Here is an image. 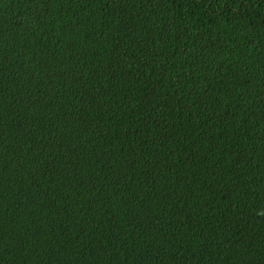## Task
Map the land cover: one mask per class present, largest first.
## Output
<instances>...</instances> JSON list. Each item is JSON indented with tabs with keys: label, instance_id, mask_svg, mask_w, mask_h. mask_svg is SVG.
Listing matches in <instances>:
<instances>
[{
	"label": "trees",
	"instance_id": "obj_1",
	"mask_svg": "<svg viewBox=\"0 0 264 264\" xmlns=\"http://www.w3.org/2000/svg\"><path fill=\"white\" fill-rule=\"evenodd\" d=\"M0 264H264V0H0Z\"/></svg>",
	"mask_w": 264,
	"mask_h": 264
}]
</instances>
